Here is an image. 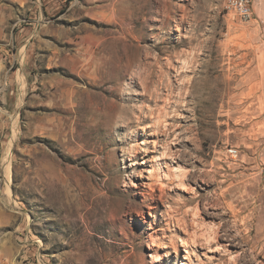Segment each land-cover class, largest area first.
Returning a JSON list of instances; mask_svg holds the SVG:
<instances>
[{
	"label": "rangeland",
	"instance_id": "rangeland-1",
	"mask_svg": "<svg viewBox=\"0 0 264 264\" xmlns=\"http://www.w3.org/2000/svg\"><path fill=\"white\" fill-rule=\"evenodd\" d=\"M227 3L0 0V264H264V0Z\"/></svg>",
	"mask_w": 264,
	"mask_h": 264
},
{
	"label": "built area",
	"instance_id": "built-area-1",
	"mask_svg": "<svg viewBox=\"0 0 264 264\" xmlns=\"http://www.w3.org/2000/svg\"><path fill=\"white\" fill-rule=\"evenodd\" d=\"M257 0H231V11L240 16L244 20H249L254 12ZM234 154V149L230 150Z\"/></svg>",
	"mask_w": 264,
	"mask_h": 264
},
{
	"label": "bare ground",
	"instance_id": "bare-ground-1",
	"mask_svg": "<svg viewBox=\"0 0 264 264\" xmlns=\"http://www.w3.org/2000/svg\"><path fill=\"white\" fill-rule=\"evenodd\" d=\"M230 2H231V0H228V3H227V4H228V9L231 11ZM114 9H115V8H114ZM116 14H117V13H116ZM115 16H116V15H115ZM110 18H111V16H110ZM111 19H112V18H111ZM112 20H113V19H112ZM112 20H111V21H112ZM154 20H155V19H154ZM149 188H150V187H149ZM191 240H192V239H191ZM182 245L186 246L187 243L184 242ZM187 248H188V247H187ZM164 254H166V253H164ZM182 264H184V263H182Z\"/></svg>",
	"mask_w": 264,
	"mask_h": 264
}]
</instances>
